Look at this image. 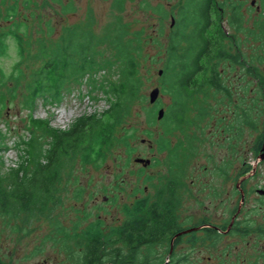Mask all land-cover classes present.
<instances>
[{
  "label": "rangeland",
  "instance_id": "374dc122",
  "mask_svg": "<svg viewBox=\"0 0 264 264\" xmlns=\"http://www.w3.org/2000/svg\"><path fill=\"white\" fill-rule=\"evenodd\" d=\"M197 1L0 0V34H6V53L0 56V99H5V104L0 103V129L8 132L9 147L2 154L4 172L17 168L25 155L22 141L30 138L26 94L43 63L44 58L37 57L42 49L65 43L71 33L79 35L80 41L89 34L92 57L114 64L107 71L87 75L81 84H68L60 104L37 101L33 117L62 131L81 117L108 109L109 102L91 87L94 81L118 79L120 64L112 45L118 30L127 34L140 73L138 94L117 127L112 146L92 141L63 156L49 209L0 216L4 262L77 264L87 234H112L115 239L113 230L126 219V207L142 197L154 199L158 189L179 172L172 175L169 163V153L176 148L187 168L176 178L181 186L179 222L184 230L197 228L176 249L180 264H264V196L257 191H264V31L248 32L250 25L240 30L227 24L224 3L218 0L219 6L211 10L209 35L220 26L227 36L224 44L238 57L235 63L224 62L229 94L212 93L208 123L190 121L183 130L167 134L158 120V112L171 103L160 75L169 42L186 9L192 10ZM14 34L22 41L24 56ZM20 71L21 81H16ZM156 88L159 98L151 104L150 94ZM197 113L192 106L189 117L198 120ZM36 136L44 148L49 147V137L41 132ZM161 137L171 138L172 143L161 145ZM137 158L151 163L145 167ZM254 172L242 188L241 180ZM226 224L248 228L250 235L224 231L210 239L204 232L207 226ZM165 252L159 248L156 256L169 261Z\"/></svg>",
  "mask_w": 264,
  "mask_h": 264
},
{
  "label": "trees",
  "instance_id": "16d2710c",
  "mask_svg": "<svg viewBox=\"0 0 264 264\" xmlns=\"http://www.w3.org/2000/svg\"><path fill=\"white\" fill-rule=\"evenodd\" d=\"M192 8L186 9L182 22L171 36L167 49L168 60L162 70V88L164 93L171 96V103L160 120L167 134L183 130L190 121L198 124L207 122V118L211 121L209 111L212 93L217 95L227 91L229 94L228 88L224 86V62L235 63L238 59L224 44L227 36L220 26L215 27L212 36L209 35L213 25L211 10L216 8L215 0H198ZM88 36L82 35L80 41L79 35L71 33L65 43L61 41L51 49H42L38 53V59L43 57L44 60L33 74L34 79L28 87L25 102L30 112V138L22 141L25 154L22 162L7 172H4L2 154L9 149L8 132L4 133L0 129V216L16 217L23 213L38 212L42 208L49 209L61 178L62 157L92 141H98L102 147L112 146L116 129L123 123L130 102L138 94L139 64L127 34L118 30L112 40V45L116 47L115 57L120 64L118 79L100 83L94 81L91 87L93 92L98 91L109 102L108 109L100 115L92 114L77 119L67 131L55 129L48 121L33 117L38 100L44 104H60L68 84H81L87 75L107 71L114 66L112 62L98 61L92 57L93 41ZM5 37L6 34H0V56L6 53ZM14 37L18 39L21 56H24L20 37L16 34ZM20 65L16 66V71L20 70ZM1 73L0 69V80ZM21 76L22 71L16 81H21ZM0 103L5 104L3 97ZM192 106L198 111V120L189 117ZM36 132L51 139L48 148H44ZM164 142L172 143L171 138L166 140L161 137L160 144ZM180 153L176 148L169 153L171 173L179 172L172 173V178L158 189L154 199L142 197L126 207V219L113 230L115 239L112 234L100 233H90L83 238L77 264H180L176 249L185 235L190 234L176 237L186 231L178 216L181 186L176 178L187 170L182 164L183 160H180ZM241 174H245L244 168ZM230 224L207 226L204 232L210 239L220 236L224 231L250 235L248 228L238 227L237 224L231 228ZM159 248L170 255L169 261L156 256ZM0 264L10 263L4 262L0 255Z\"/></svg>",
  "mask_w": 264,
  "mask_h": 264
},
{
  "label": "flooded vegetation",
  "instance_id": "af4514ba",
  "mask_svg": "<svg viewBox=\"0 0 264 264\" xmlns=\"http://www.w3.org/2000/svg\"><path fill=\"white\" fill-rule=\"evenodd\" d=\"M220 1V0H219ZM224 3V21L237 29L243 26H249L248 32L264 31V0H221ZM221 5V4H220ZM215 6H219L218 0H215ZM223 11V9L219 8ZM243 25V26H242ZM264 157V149L261 150ZM244 176V174H242ZM255 176V172L248 178L241 180V187L245 189L246 181ZM258 193L263 190H257ZM264 192V191H263ZM260 194V193H259ZM264 196V194H261ZM244 200V196H243ZM240 212V211H239ZM238 212V213H239ZM237 216H235L236 218ZM233 224V223H232ZM231 224V225H232ZM196 229L197 228H193ZM191 230V229H190Z\"/></svg>",
  "mask_w": 264,
  "mask_h": 264
},
{
  "label": "water",
  "instance_id": "95a60500",
  "mask_svg": "<svg viewBox=\"0 0 264 264\" xmlns=\"http://www.w3.org/2000/svg\"><path fill=\"white\" fill-rule=\"evenodd\" d=\"M173 22H174V21H173ZM160 75H162V72H160ZM159 94H160V89H159V88H156V89H154V90L151 92V94H150V103H151V104L156 103V101H157L158 98H159ZM164 116H165V110H164V109H161V110L158 112V120H162V119L164 118ZM263 159H264V157H263ZM136 162L142 164V165L145 166V167H147V166L150 165V163H151V161H150L149 159H143V158H137V159H136ZM260 193H261V194H264L263 191H260ZM194 230H196V229L186 230V231H184V232L178 234L176 237H178V236H180V235H182V234L189 233V232L194 231ZM173 241H174V240H173ZM172 245H173V243H172Z\"/></svg>",
  "mask_w": 264,
  "mask_h": 264
}]
</instances>
